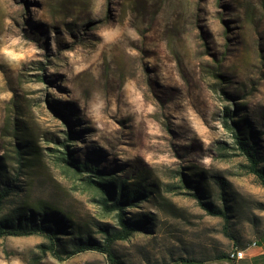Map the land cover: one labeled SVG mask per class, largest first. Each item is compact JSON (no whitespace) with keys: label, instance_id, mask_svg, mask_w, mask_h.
Returning <instances> with one entry per match:
<instances>
[{"label":"rangeland","instance_id":"374dc122","mask_svg":"<svg viewBox=\"0 0 264 264\" xmlns=\"http://www.w3.org/2000/svg\"><path fill=\"white\" fill-rule=\"evenodd\" d=\"M225 107L264 156V0H0V158L9 177L17 145L35 159L6 205L44 200L92 222L91 193L52 156L64 140L149 191L127 210L152 218L147 231L114 245L122 264H230L218 255L264 232V184ZM182 175L227 205L226 222L175 187ZM45 242L0 237V264H107L97 251L57 260Z\"/></svg>","mask_w":264,"mask_h":264},{"label":"trees","instance_id":"16d2710c","mask_svg":"<svg viewBox=\"0 0 264 264\" xmlns=\"http://www.w3.org/2000/svg\"><path fill=\"white\" fill-rule=\"evenodd\" d=\"M233 114L228 107H225L223 123L228 132L233 134L239 150L249 161V171L259 177L264 184V168L260 167L264 156L257 155L254 143L249 141V136L245 133L240 119L237 120L238 126H234L235 120H231ZM227 119L231 121V124L227 122ZM60 146L64 150L55 149L60 155L52 156L64 173L79 179L83 188L91 193V201L96 208V215L92 218V222L80 224L74 221L65 210L44 200L30 203L21 196L18 197L19 201L15 205L10 207L6 205L8 202L14 203L15 197L10 195H17L16 193L20 191V187L15 183L19 180V176H22L23 171L20 168H29L35 161L26 149L17 145L14 152L19 171L15 170L12 177L8 176L5 161L2 160L4 158H0V237L40 235L46 239L45 243L38 245L41 253H49L57 260H63L79 252L97 251L106 257L107 264H122L117 259L114 245L117 241L129 239L137 231H147L152 218L148 215L132 218L127 215V210L137 207L140 201L146 200L149 197V191L140 184H130L119 175L102 170L98 165L76 159L64 140L60 142ZM182 177L183 186L175 187L192 188L190 194L197 199L200 206L212 215H220L226 222L227 205L223 208L213 205L206 200L198 182L188 181L183 175ZM224 199L222 197L223 201ZM108 216L112 219V223L101 221L100 218ZM92 228L93 232H91ZM225 228L227 229V226ZM93 233L100 234V237L93 236ZM258 238L261 236L259 235ZM245 247L246 245L237 244L232 250ZM229 252L218 255L217 259L236 264L237 261L230 259ZM196 262L198 261L178 258L168 264Z\"/></svg>","mask_w":264,"mask_h":264},{"label":"crops","instance_id":"0c3cea01","mask_svg":"<svg viewBox=\"0 0 264 264\" xmlns=\"http://www.w3.org/2000/svg\"><path fill=\"white\" fill-rule=\"evenodd\" d=\"M260 236L261 238H257L256 241L243 248L244 258L236 264H264V233Z\"/></svg>","mask_w":264,"mask_h":264},{"label":"built area","instance_id":"2783aa9c","mask_svg":"<svg viewBox=\"0 0 264 264\" xmlns=\"http://www.w3.org/2000/svg\"><path fill=\"white\" fill-rule=\"evenodd\" d=\"M229 257L233 261H239L240 259L244 258V251L243 249H234L229 252Z\"/></svg>","mask_w":264,"mask_h":264},{"label":"bare ground","instance_id":"6f19581e","mask_svg":"<svg viewBox=\"0 0 264 264\" xmlns=\"http://www.w3.org/2000/svg\"><path fill=\"white\" fill-rule=\"evenodd\" d=\"M254 244H255V243H254ZM253 247H254V246H253ZM253 247H252V248H253Z\"/></svg>","mask_w":264,"mask_h":264}]
</instances>
